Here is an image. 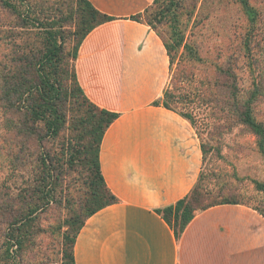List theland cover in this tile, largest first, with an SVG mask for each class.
Returning a JSON list of instances; mask_svg holds the SVG:
<instances>
[{
    "label": "rangeland",
    "instance_id": "obj_1",
    "mask_svg": "<svg viewBox=\"0 0 264 264\" xmlns=\"http://www.w3.org/2000/svg\"><path fill=\"white\" fill-rule=\"evenodd\" d=\"M249 3L256 23L240 0H156L138 20L170 49L163 103L190 118L200 139L202 204L234 196L264 214V194L256 189L264 180V156L239 120L255 93L253 116L264 124V0ZM87 17L84 0H0V86L2 76L34 73L28 62L45 54L47 30L58 32L63 58L57 135L46 120L27 114L30 100L21 109H0V200L16 216L37 208L17 232L24 243L14 258L5 252L10 230L0 225V264H70L67 254L93 205L89 147L102 122L72 76Z\"/></svg>",
    "mask_w": 264,
    "mask_h": 264
},
{
    "label": "crops",
    "instance_id": "obj_2",
    "mask_svg": "<svg viewBox=\"0 0 264 264\" xmlns=\"http://www.w3.org/2000/svg\"><path fill=\"white\" fill-rule=\"evenodd\" d=\"M111 21L83 41L75 62L88 100L119 117L100 149L105 183L117 198L90 217L75 264H264V216L243 204L196 214L179 238L157 210L190 195L203 153L190 119L163 97L169 55L138 20L155 0H89Z\"/></svg>",
    "mask_w": 264,
    "mask_h": 264
},
{
    "label": "trees",
    "instance_id": "obj_3",
    "mask_svg": "<svg viewBox=\"0 0 264 264\" xmlns=\"http://www.w3.org/2000/svg\"><path fill=\"white\" fill-rule=\"evenodd\" d=\"M84 2L86 7L89 9V17L85 19L84 24H86V27L82 30L79 45L83 43L85 38L96 27L112 20L111 17L100 13L89 0H84ZM240 2L246 15L248 16L249 21L251 23H256L258 17L256 9L251 6L249 0H240ZM46 44L45 54L35 63L28 62V65H30L29 68L33 67L31 65H34L35 68L34 73L30 74V77H27L26 74L28 71L25 69H21L14 79L5 76L1 77L0 109L3 112L21 109L22 107L20 108L19 106L26 104L30 100L31 103L29 104V107L26 106L27 114H29L34 121L46 120L49 132L53 135H57L60 122L62 121V117L59 113L58 102L63 90L60 73L63 58L62 48L59 44L58 32L54 30H47ZM164 45L168 55H170V49L166 46V44ZM77 51L73 55L74 60H77L78 58ZM72 76L75 78L76 87L84 96L85 102H88L90 107L99 113L100 120L102 122V124H100L93 133L94 141L89 147L90 157L95 168L94 183L96 185L97 192L93 193V205L87 211L88 220L97 212L115 204L117 201V198L107 187L102 175L100 149L106 130L119 117V115L100 109L91 103L79 85L77 74L73 73ZM9 80L12 81L10 82ZM255 96V93H253L251 99L244 104V110L240 113L239 120L241 124L246 126L257 138L258 148L264 156V124L258 122L253 116L252 103ZM163 105L167 109L171 110L167 104L163 103ZM201 178L202 176L199 178V182L195 185L189 196L178 201L175 205L157 210V212L163 216L165 221L174 228L177 238L180 237L189 223L195 218L197 213L220 204H241L237 200H234V196H221V201L215 200L213 203L202 204L201 201L203 194L199 189ZM256 189L264 194V180L256 183ZM0 211H2L1 215L3 217V220H0V225H7L10 230L8 234H5V252L8 256L14 258L13 254L16 252L18 253V251L22 249L24 243L22 236L17 235V232L24 226H27L26 224H28V220H30L31 216L36 213L37 208L30 210L28 214L26 213L21 216H16L13 215L8 202L0 200ZM261 214L264 216L263 213ZM86 221L80 224L81 226L79 228V232L72 242L74 245L72 252L67 254L70 264H75L74 247L76 239ZM73 223H76V221L74 220ZM16 247L18 250H14Z\"/></svg>",
    "mask_w": 264,
    "mask_h": 264
}]
</instances>
